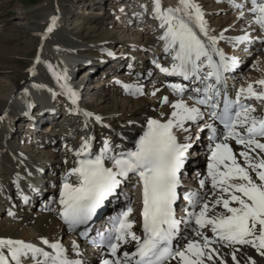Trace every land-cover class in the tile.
Returning a JSON list of instances; mask_svg holds the SVG:
<instances>
[{"label": "bare ground", "instance_id": "1", "mask_svg": "<svg viewBox=\"0 0 264 264\" xmlns=\"http://www.w3.org/2000/svg\"><path fill=\"white\" fill-rule=\"evenodd\" d=\"M144 1L148 5H144L142 14L152 18L155 25L144 22L142 17L139 20L130 6L134 0L128 3L114 0L107 14L106 11L98 13L106 15L111 23L105 24L102 30L113 32L111 42L127 50L129 56L127 59L108 56L100 64L101 77L96 69L98 59L87 60L92 73L86 77L88 90L80 101L72 93L82 84L72 77L81 68V61L73 47L55 38L56 17L39 23L44 32V45L50 48L51 44V52L39 53L34 75L27 77L23 84L13 86L0 80V122L11 120L5 126L4 137L0 133V149L11 150L15 158L0 156V178L9 182L0 190V232L14 231L23 240L10 258L0 248V264H57L46 257L47 252L53 256L55 250L66 264H114L109 258L93 254L78 236L65 239V227L60 222L61 206L78 192L87 165L102 178L107 175L121 180L136 166V158L166 157L173 148L169 142L187 145L191 137L197 138L196 128L204 122V114L191 103L190 94L182 98L177 95L172 77L158 74L160 68L173 73L182 57L191 53L190 41L207 55L226 51L234 58L240 65L238 73L232 75L231 83L226 81L232 90L250 95L264 88V0H210L223 15L203 11L193 0ZM235 1L236 6H232ZM259 3L261 10L252 13ZM243 5L250 7L240 8ZM70 16V12L66 13L64 20L69 22ZM137 18L138 28L134 27ZM165 19L173 21L178 32L186 37L185 48L180 47L182 42L176 40ZM257 25L260 27L255 29ZM201 31L211 41L202 38ZM250 40L253 45L248 43ZM124 60L130 64L138 61L129 76L121 68ZM42 73H46L48 80L42 78ZM119 85L124 90H118V95L125 98L128 107L134 100L138 104L129 110L121 107L123 112L119 117L125 120V126L91 115V109H102L111 103L109 96ZM58 88L70 95L63 110L56 105ZM84 104L87 112L82 115L80 107ZM181 110L185 112L180 113ZM112 113L115 116L117 111L113 108ZM81 116L85 120L79 124L80 129L72 131L70 128ZM258 119V110L251 107L241 116L234 138L219 139L216 144H209L205 139L203 144L196 142L189 151L185 177L188 191L195 194L197 201L187 206L184 220L187 226L177 241L179 256L165 264H264V254H260L264 251V139L255 141L253 147L235 142L256 128ZM63 121L65 126L60 128ZM16 125L25 131L18 134ZM136 136L141 138L143 146H132L130 140ZM41 137L42 143L40 139L35 140ZM89 148L93 149V155L85 158L84 152ZM197 148L205 153L203 159L195 158ZM25 149H31L32 154H26ZM106 153H109L107 158ZM46 184L49 187H44ZM238 214L251 218L248 231L237 244L230 243L234 237L231 241L218 238L217 225L232 223L234 220L229 217ZM128 217L129 233L119 239V248L125 254H130L139 241L135 215L131 213Z\"/></svg>", "mask_w": 264, "mask_h": 264}, {"label": "rangeland", "instance_id": "2", "mask_svg": "<svg viewBox=\"0 0 264 264\" xmlns=\"http://www.w3.org/2000/svg\"><path fill=\"white\" fill-rule=\"evenodd\" d=\"M113 1L114 0H0V80L5 81L6 83L13 86L16 83L23 84L27 77L34 75V71L38 64L39 53L42 52L44 54L45 51L51 52V44L50 48L48 47V45H44V32L40 29L39 23L48 22L51 17H56L58 19V24L54 28V32L51 30L50 32H53L55 38L62 44L66 45L67 47H73V49L77 53V56L79 55V59L81 61V68L76 71L75 75L72 78L78 80L82 84V87L79 86L81 88L76 87V89H74L73 95L77 93L78 97L80 96V98H82L85 92L88 90L86 89L88 79L86 77H88V75L90 74V68L87 66V60L94 61L98 59L99 62L97 63L99 66L96 69L99 77H101L103 67H100V64L103 62V60L108 59V56H114L117 58L123 57V59L128 58L127 54L129 56L127 50L123 51V49L121 50L120 47L117 46V43L115 41L111 42L112 37H114L113 32L102 30V27L105 24L107 26H110L111 23L109 22L110 20L106 15H98V13L106 11L107 14V12L111 9L110 6ZM115 1L120 2L121 0ZM136 1L140 3L137 6L141 7V5H143L140 13H144V5L148 4L144 0ZM193 1H196L195 3L199 6V9L203 11L205 10L210 14L211 12L219 15L224 14L223 12L221 13V11L217 10L215 8L216 6H213L210 0ZM126 2L128 3V0H126ZM127 3L126 5L128 7L129 4ZM236 4V1L232 2V6ZM130 6L133 10L134 6L135 9H137L135 3L134 5ZM68 12L71 13V16L68 19L69 22H66L67 20H64V15H66V13ZM142 20L144 22L146 21V23L150 25H155V21L152 20V18L150 19L144 16ZM134 27L138 28L139 25L137 23H134ZM45 48H47V50ZM137 62L136 64H130L125 62V60L123 61L121 68L123 71H125L126 76H129L127 74V71H129L128 69L130 68V65L137 66ZM105 76L106 75H104L103 77ZM157 76L159 75L157 74ZM64 77H67V75H64ZM42 78L48 80L46 73H42ZM70 78L71 77H68V80H70ZM152 78L158 79V77H156L155 75H152ZM55 82L58 86H60L57 80H55ZM122 88L123 87L119 85L115 90L111 92V95L109 96V98L111 99V103L108 106H105L102 109H91V112L93 113L91 115L99 117L101 121H113L116 123V125L125 126V120H121L119 117L123 112L121 107H123L125 110H129L131 107H138V104L134 100L132 105L128 107L125 98L118 95V90H124V88L123 90H121ZM59 90L60 89L58 88V90L55 91L57 97L60 96L63 98L65 96L67 99H69L70 95L64 94L61 90ZM63 99L62 102H64ZM60 102L61 101L59 100V98H57L58 105ZM83 107L84 106H81V108ZM113 108L117 111V114L115 116L112 113ZM181 112L183 113L185 111L181 110L180 113ZM16 114L17 111L13 112V116H15ZM82 115H84V113H82ZM84 120L85 118L82 116L77 118L76 122L70 129L74 132L78 131L80 129L79 124ZM10 123V119H4L0 122V133L2 132V137H4L5 134V126ZM127 125L130 126V124ZM62 126L64 127L65 124H61L60 128H63ZM16 128L17 129L15 131L18 132V134L19 132L21 134L23 133V131H25L22 130L23 128L19 125H16ZM136 137H133L132 139ZM33 139L34 138H32V140L30 141H33ZM39 139L41 143L44 141L43 137L36 138L35 140L37 141ZM204 139L205 137H202V143H204ZM72 141H74V139ZM31 149H25L24 151L26 154L30 155L32 154L30 153ZM59 152L61 153L62 150L59 149ZM11 153V150L0 149V156L2 155V157L6 158L12 157L14 160L15 158ZM65 155L66 157H68L67 154ZM108 155L109 153H106L105 157L107 158ZM196 158L203 159L202 155H198L196 156ZM29 169L32 168L29 166ZM8 184L9 182H3V180L0 178V190H4ZM37 185L39 186V183ZM46 186L48 185L46 184L44 187ZM51 186L52 184H50V187ZM121 192L123 191L121 190ZM116 197L120 198L119 193ZM4 208L6 207L4 206ZM8 209L9 208H7L5 211H7ZM0 239H13V241L16 242V246L20 245L19 247L15 246L14 249L10 245L2 246L3 252L9 256L12 252L18 250V248L22 246L20 241L23 242L20 235H18L14 231L13 233H11V231L9 230L0 232ZM65 239H68L67 236H65ZM259 249H261V247ZM260 254L263 255L264 251ZM22 257L23 255L20 256L19 259H22Z\"/></svg>", "mask_w": 264, "mask_h": 264}]
</instances>
